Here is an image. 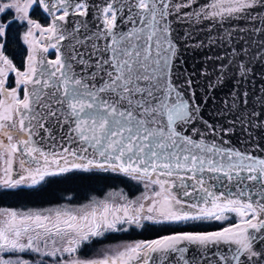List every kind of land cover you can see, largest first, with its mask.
I'll list each match as a JSON object with an SVG mask.
<instances>
[{
  "label": "snow or ice",
  "instance_id": "snow-or-ice-1",
  "mask_svg": "<svg viewBox=\"0 0 264 264\" xmlns=\"http://www.w3.org/2000/svg\"><path fill=\"white\" fill-rule=\"evenodd\" d=\"M12 10L0 16V188L111 173L144 191L0 209V264H264V0H0ZM16 21L22 67L7 54ZM213 48L188 66L189 51ZM211 222L224 226L80 255L109 233Z\"/></svg>",
  "mask_w": 264,
  "mask_h": 264
},
{
  "label": "trees",
  "instance_id": "trees-1",
  "mask_svg": "<svg viewBox=\"0 0 264 264\" xmlns=\"http://www.w3.org/2000/svg\"><path fill=\"white\" fill-rule=\"evenodd\" d=\"M31 15L34 16L37 20L42 23H46L47 19L43 12L40 10L38 5H33L31 10ZM8 31V52L7 54L12 58L16 64L22 65V60L24 57L23 49L20 50L22 45V40L19 38L21 36V30L14 26L10 25L7 29ZM13 75V74H12ZM69 177L67 180H64L60 183H47L41 182L36 186H19L17 188L5 189L0 188V207L1 206H25L27 204L33 203H46L51 201H57L60 198H64L67 195H76V200L84 196H78L77 193L85 187H89L90 191L87 189L85 192L87 195L90 193H101L108 188H118L121 187L125 189L129 195H132L134 192H138L143 189L142 184H138L136 181L131 180L123 176H118L116 174H106V179H97L91 178V173H68L65 174ZM104 176L105 174H98ZM60 190L63 192L61 197L55 196L52 200L37 201L34 198L37 197H47L50 194H57V191ZM77 192V193H76ZM86 194V193H85ZM84 194V195H85ZM85 195V196H87ZM234 222V221H233ZM224 226L220 222H211L201 224L195 228L187 225H150L149 227L141 229H131L128 232L120 233H109L107 239H102L100 243L94 244L92 247H96L102 242H111L118 240H139L152 238L156 234H163L161 229L164 228H182L184 230H208L216 229Z\"/></svg>",
  "mask_w": 264,
  "mask_h": 264
},
{
  "label": "rangeland",
  "instance_id": "rangeland-1",
  "mask_svg": "<svg viewBox=\"0 0 264 264\" xmlns=\"http://www.w3.org/2000/svg\"><path fill=\"white\" fill-rule=\"evenodd\" d=\"M31 10H32V7L29 9L30 17L32 19H36L34 16L31 15ZM14 15H15L14 10L9 11L7 13V15L0 14V16H2V18L4 20H10V19H12L14 17ZM37 21L39 23H41L42 25H45V26L47 24V22L46 23H42L39 20H37ZM21 24H22V22L16 21V22L11 23L10 25H14V26L18 27L21 30V34H22L23 31H25V28L22 27ZM21 49H23L24 56H25L26 55V50H27V45L23 43V40H22V45H21L20 50ZM14 63H15V61H14ZM16 65L18 67H22L21 64H16ZM13 84H14V82L13 83L11 82L9 84V86H13ZM24 186H28V185H24ZM87 189L90 191L89 187H87L86 189H85V187H83V189H81V191H79L78 193L76 192L78 196H84V197H81L78 200H76L77 199L76 195L73 194V195H67L64 198H60L57 201H51V202H46V203H44V202L43 203H33V204H27L25 206H1L0 209H12V210H17V211L43 210V209H49V208H53L54 209V208L61 207V206H68V205L77 206L79 204L87 203L88 200L91 199L92 197H96L98 199H103L110 192L122 193L123 195L127 196L128 198L133 199V198L139 196L141 194V192L144 191V189H141L140 191L134 192L132 195H129V193L125 189H123L121 187H118V188H108V189L104 190L101 193H90L89 195H87V193H89L88 191L85 192V190H87ZM84 194L87 195V196H85ZM62 195H63V192L58 190L56 195H54L52 193V194L48 195L46 198L45 197H37V198H34V200H37V201L52 200V199H54L55 196L61 197ZM131 241H135V240H118V241H111V242H102L101 244L97 245L96 247H91L90 249L87 248V247L84 248L81 251L80 255L82 257H91L93 255V253L97 249L103 247L104 245L126 243V242H131Z\"/></svg>",
  "mask_w": 264,
  "mask_h": 264
},
{
  "label": "water",
  "instance_id": "water-1",
  "mask_svg": "<svg viewBox=\"0 0 264 264\" xmlns=\"http://www.w3.org/2000/svg\"><path fill=\"white\" fill-rule=\"evenodd\" d=\"M41 9V8H40ZM41 11L43 12V10L41 9ZM44 13V12H43ZM46 16L47 14L44 13ZM51 51V50H50ZM217 51V49L213 48L211 50L208 49H203V50H199V51H189L186 55V59L188 62V66L190 68H195V67H199V62L201 60L206 59L208 56L210 55H214L215 52ZM51 58V57H50ZM257 71H260V69L258 68ZM262 85H260L257 81H253L249 87L252 89V91H255L258 87H261ZM231 89V84H226L223 88L217 89L215 92V97L217 99V101H219L220 99H222ZM215 107V105L213 104H209L208 107L205 109L206 113H210L211 110ZM235 141V137L233 138ZM208 230H214V229H208ZM207 231V230H205ZM154 238V237H152ZM151 239V238H148Z\"/></svg>",
  "mask_w": 264,
  "mask_h": 264
},
{
  "label": "flooded vegetation",
  "instance_id": "flooded-vegetation-1",
  "mask_svg": "<svg viewBox=\"0 0 264 264\" xmlns=\"http://www.w3.org/2000/svg\"><path fill=\"white\" fill-rule=\"evenodd\" d=\"M14 80H15V74H13V75L9 78V80H8V84H10L11 82L13 83ZM9 82H10V83H9ZM21 186H24V185H21ZM35 186H36V185H35Z\"/></svg>",
  "mask_w": 264,
  "mask_h": 264
}]
</instances>
